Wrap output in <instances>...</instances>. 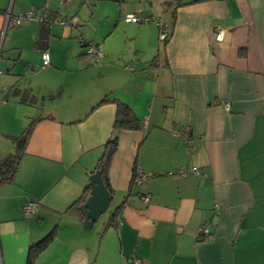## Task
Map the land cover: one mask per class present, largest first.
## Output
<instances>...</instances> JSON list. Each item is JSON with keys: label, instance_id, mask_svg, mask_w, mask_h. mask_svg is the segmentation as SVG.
Returning a JSON list of instances; mask_svg holds the SVG:
<instances>
[{"label": "crops", "instance_id": "obj_1", "mask_svg": "<svg viewBox=\"0 0 264 264\" xmlns=\"http://www.w3.org/2000/svg\"><path fill=\"white\" fill-rule=\"evenodd\" d=\"M29 11L50 23L6 27ZM133 14L160 17L168 41L125 23ZM0 96V159L34 123L0 186V264H31L47 238L32 264H264V0H0ZM119 103L141 127L118 132L115 207L86 230L79 207ZM189 167L205 177L177 174ZM139 168L147 186H134Z\"/></svg>", "mask_w": 264, "mask_h": 264}, {"label": "trees", "instance_id": "obj_2", "mask_svg": "<svg viewBox=\"0 0 264 264\" xmlns=\"http://www.w3.org/2000/svg\"><path fill=\"white\" fill-rule=\"evenodd\" d=\"M86 48H85V53L87 54ZM106 101H107V98L102 100V103H105ZM33 126H34V123H32L27 128V130L23 133L22 136L15 139L16 153L13 156L0 159V186L8 184L13 181L15 173L19 165V162H20V159H21V156H22V152L24 151L27 141L33 132ZM140 127H141V124L139 120L137 119V117L132 112V110L128 106L119 103L116 121L114 125V136L111 137L108 143L106 144L105 152L103 156L100 158L96 169L92 173V175L96 172L101 173L102 180L104 184L106 185V187L108 188V190L110 191V193H112V189L109 183L108 173H109L110 164L118 150L117 134L118 132L122 130H137ZM89 189L90 187L88 186V190ZM122 207H123V204L120 205L116 209V211L112 214V216L106 223V226H112V225L116 226L117 225L116 218ZM49 240L50 238H47L46 240H44L43 242L39 244L32 245L30 249V254H29V260H30L29 262L31 264L34 261V258L38 254V252L47 244Z\"/></svg>", "mask_w": 264, "mask_h": 264}, {"label": "built area", "instance_id": "obj_3", "mask_svg": "<svg viewBox=\"0 0 264 264\" xmlns=\"http://www.w3.org/2000/svg\"><path fill=\"white\" fill-rule=\"evenodd\" d=\"M64 1H69V0H62ZM24 21H38L42 23H50L48 20V17L43 14V15H36L35 11H29L24 14H21L17 17H12L9 13L6 15V27L8 26H13V27H18L20 26ZM60 24H66L65 21H57ZM124 22L128 24H156L160 28V36L159 40L161 43H166L170 37V29L167 24H165L160 17H147V18H142L138 15H128L124 18ZM215 40L217 42H222L224 40V31L219 27L215 26ZM87 54L93 58V59H99L103 58L104 54L102 51L101 46L89 44L86 48ZM50 64V58L48 52H44L43 54V67H47ZM2 101V98L0 96V102ZM226 108H229V104H225ZM147 124V122H145ZM176 134V133H175ZM176 135H179L178 133ZM189 141V140H188ZM178 175L185 176L187 174H192V175H200L202 177H205L204 174H201L199 169L197 167H189V168H181L178 173ZM152 179V176L149 173H146L142 171L140 168L136 170L135 177H134V186L138 187H143L147 186L150 180ZM142 199L145 202L150 201V196L149 195H143L142 194ZM37 204L34 202L28 203L24 207V213L26 216H30L34 214V211L37 208ZM208 231L205 227L200 228L199 230V239H203V235H207ZM132 264H145L143 261L134 258L132 260Z\"/></svg>", "mask_w": 264, "mask_h": 264}, {"label": "water", "instance_id": "obj_4", "mask_svg": "<svg viewBox=\"0 0 264 264\" xmlns=\"http://www.w3.org/2000/svg\"><path fill=\"white\" fill-rule=\"evenodd\" d=\"M89 182L90 195L79 207L84 217L83 227L86 230L90 229L109 210L112 202V194L104 184L100 172L91 175Z\"/></svg>", "mask_w": 264, "mask_h": 264}, {"label": "rangeland", "instance_id": "obj_5", "mask_svg": "<svg viewBox=\"0 0 264 264\" xmlns=\"http://www.w3.org/2000/svg\"><path fill=\"white\" fill-rule=\"evenodd\" d=\"M89 184H90V182H89ZM113 207H115V206H114V203H112L111 206H110V208H109V210H108L105 214H103V215L97 220V223H95V226L99 227V226L101 225V223H102L104 220H106L107 218H109V216H110V214H111V211H112Z\"/></svg>", "mask_w": 264, "mask_h": 264}]
</instances>
